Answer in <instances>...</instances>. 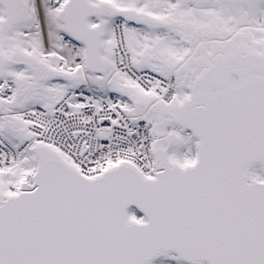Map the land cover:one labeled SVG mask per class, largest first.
<instances>
[{
	"label": "snow or ice",
	"instance_id": "snow-or-ice-1",
	"mask_svg": "<svg viewBox=\"0 0 264 264\" xmlns=\"http://www.w3.org/2000/svg\"><path fill=\"white\" fill-rule=\"evenodd\" d=\"M0 264H264V0H0Z\"/></svg>",
	"mask_w": 264,
	"mask_h": 264
}]
</instances>
